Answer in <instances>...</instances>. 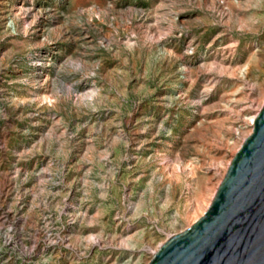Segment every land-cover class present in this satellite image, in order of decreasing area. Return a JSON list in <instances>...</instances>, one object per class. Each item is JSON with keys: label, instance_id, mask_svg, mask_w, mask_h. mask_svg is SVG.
<instances>
[{"label": "rangeland", "instance_id": "rangeland-1", "mask_svg": "<svg viewBox=\"0 0 264 264\" xmlns=\"http://www.w3.org/2000/svg\"><path fill=\"white\" fill-rule=\"evenodd\" d=\"M263 106L264 0H0V264H148Z\"/></svg>", "mask_w": 264, "mask_h": 264}, {"label": "water", "instance_id": "water-1", "mask_svg": "<svg viewBox=\"0 0 264 264\" xmlns=\"http://www.w3.org/2000/svg\"><path fill=\"white\" fill-rule=\"evenodd\" d=\"M148 264H264V106L205 214Z\"/></svg>", "mask_w": 264, "mask_h": 264}, {"label": "bare ground", "instance_id": "bare-ground-1", "mask_svg": "<svg viewBox=\"0 0 264 264\" xmlns=\"http://www.w3.org/2000/svg\"><path fill=\"white\" fill-rule=\"evenodd\" d=\"M257 117H254L253 120H252V124L254 125V122L256 120ZM196 223V222H195ZM194 225V224H193ZM169 239V238H168Z\"/></svg>", "mask_w": 264, "mask_h": 264}]
</instances>
